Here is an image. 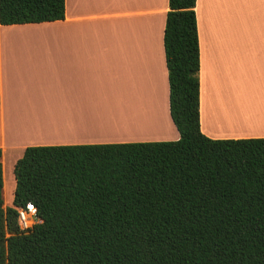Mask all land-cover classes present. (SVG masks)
Segmentation results:
<instances>
[{
  "label": "trees",
  "instance_id": "16d2710c",
  "mask_svg": "<svg viewBox=\"0 0 264 264\" xmlns=\"http://www.w3.org/2000/svg\"><path fill=\"white\" fill-rule=\"evenodd\" d=\"M195 2L168 0L163 32L179 139L27 147L10 207L0 164V264H264V138L201 132ZM64 16L65 0H0L3 26Z\"/></svg>",
  "mask_w": 264,
  "mask_h": 264
},
{
  "label": "crops",
  "instance_id": "0c3cea01",
  "mask_svg": "<svg viewBox=\"0 0 264 264\" xmlns=\"http://www.w3.org/2000/svg\"><path fill=\"white\" fill-rule=\"evenodd\" d=\"M167 12L168 0H65L62 21L0 25L3 179L27 147L179 139ZM194 12L201 132L264 138V0H196Z\"/></svg>",
  "mask_w": 264,
  "mask_h": 264
},
{
  "label": "rangeland",
  "instance_id": "374dc122",
  "mask_svg": "<svg viewBox=\"0 0 264 264\" xmlns=\"http://www.w3.org/2000/svg\"><path fill=\"white\" fill-rule=\"evenodd\" d=\"M10 159H5L4 174L5 178L3 179V201L4 207H10L13 200V191L15 187V180L13 175V167L9 166Z\"/></svg>",
  "mask_w": 264,
  "mask_h": 264
},
{
  "label": "built area",
  "instance_id": "2783aa9c",
  "mask_svg": "<svg viewBox=\"0 0 264 264\" xmlns=\"http://www.w3.org/2000/svg\"><path fill=\"white\" fill-rule=\"evenodd\" d=\"M18 225L22 232H28L35 223L36 211L31 203L17 209Z\"/></svg>",
  "mask_w": 264,
  "mask_h": 264
}]
</instances>
